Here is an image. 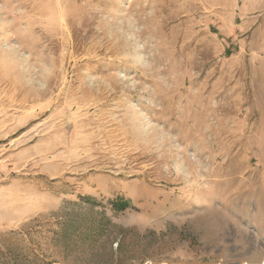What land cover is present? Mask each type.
<instances>
[{"label": "rangeland", "instance_id": "rangeland-1", "mask_svg": "<svg viewBox=\"0 0 264 264\" xmlns=\"http://www.w3.org/2000/svg\"><path fill=\"white\" fill-rule=\"evenodd\" d=\"M0 264H264V0H0Z\"/></svg>", "mask_w": 264, "mask_h": 264}, {"label": "trees", "instance_id": "trees-1", "mask_svg": "<svg viewBox=\"0 0 264 264\" xmlns=\"http://www.w3.org/2000/svg\"><path fill=\"white\" fill-rule=\"evenodd\" d=\"M114 204H116V207H117V208H120V209H121V208H122V209H123V208L125 209V208L128 206V203H127V202H126V203H123V204H122V203H114ZM114 204H113V205H114Z\"/></svg>", "mask_w": 264, "mask_h": 264}]
</instances>
